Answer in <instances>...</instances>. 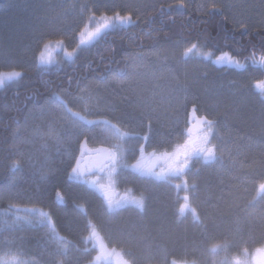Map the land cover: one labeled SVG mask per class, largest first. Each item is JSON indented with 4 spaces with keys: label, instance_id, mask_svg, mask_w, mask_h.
Masks as SVG:
<instances>
[{
    "label": "trees",
    "instance_id": "16d2710c",
    "mask_svg": "<svg viewBox=\"0 0 264 264\" xmlns=\"http://www.w3.org/2000/svg\"><path fill=\"white\" fill-rule=\"evenodd\" d=\"M7 1L0 0V7ZM238 3L162 0L140 7L118 0L108 6L95 4L93 18L130 16L131 22L113 23L85 45L77 44L80 30L72 29L63 39L68 37L72 43L71 55L61 52L48 65H33L31 51L15 56L22 45L5 51L13 55L16 72L22 75L0 87V208L40 206L43 217L45 212L50 216L55 237L52 257L41 255L34 245L28 250L39 264H96L101 253L108 252L127 264H233L230 253L264 245V193L256 195L258 183L264 182V83H258L264 82V68L251 59L253 53L256 60L264 54V0ZM5 19L0 15V44L9 41V32L14 39L27 38L29 44L28 32L21 27L9 32L3 28ZM50 29L41 27L42 36L51 34ZM193 44L197 48L185 56ZM225 54L233 62L216 65L214 59ZM9 55H0V70L10 65ZM145 55L156 57L158 66L153 57L132 65L136 56ZM155 69L160 71L154 79ZM83 91L102 98L97 111L101 114L91 119L100 122L86 119L90 126L77 120L69 135V157L55 156L51 181L39 191L26 182L15 190L9 181L15 166H20L19 141L45 129L38 126V117H60L63 108L57 97L70 102ZM227 91L236 92L238 98L232 100ZM192 107L195 111L190 112ZM204 118L214 122L211 143L219 151L216 164L201 166L200 173L192 175L198 179L200 226L190 217L175 215L170 190L147 185L145 214L134 208L114 214L91 188L93 193L88 194L68 180L83 139L90 147H106L98 133L102 121L127 128V136H132L127 140L135 141L134 147L165 151L190 137V129L200 126ZM143 135L149 136L148 144L139 141ZM139 154L134 149V155ZM84 196L90 201L86 214L76 209ZM221 245L219 251H212V246Z\"/></svg>",
    "mask_w": 264,
    "mask_h": 264
},
{
    "label": "rangeland",
    "instance_id": "374dc122",
    "mask_svg": "<svg viewBox=\"0 0 264 264\" xmlns=\"http://www.w3.org/2000/svg\"><path fill=\"white\" fill-rule=\"evenodd\" d=\"M117 1L118 0H8L4 6L0 7V15L6 18L4 21L5 23H2L3 28L5 27V30L9 32L13 31V27H21L23 32H28L26 37L31 41L28 44L27 38L14 39L12 32H9V41H4L0 44V50H2L0 51V53H2L0 55H9V53L5 51L18 50L17 48H20L18 46L22 45L21 50H18L19 53L15 54V56H23L31 51L32 56L30 62H32L33 65L52 64L57 54L61 52H65L66 56H70L71 54L68 50H71L70 45L72 43L68 41V37L67 40L63 39L66 38V34L70 33L72 29L74 33L80 30L78 36L76 35L77 44L85 45L89 42L88 34L90 32H95L97 27L105 22L108 23V27L113 23L120 25L125 24L112 19L114 17L106 18L102 16L96 19L92 17V12L94 11L93 5L106 3L108 6V3H116ZM127 1L135 2L141 7L152 6L162 0H125V2ZM169 1L172 2L175 0ZM235 1L237 2L238 0ZM245 1L247 2L248 0H239L238 5L242 3L246 4ZM97 7L98 6H95V8ZM41 27L51 28L50 31L54 38L50 39L51 37L49 35L51 34L42 36ZM75 27L76 29H74ZM107 28L103 29L102 32ZM25 50H27L26 53L24 52ZM41 55L45 58V62L43 63L39 59ZM11 57H13V55H9L8 58L10 60L9 63L11 62L10 65L2 68L4 70H0V73L16 72L17 66L14 64L16 61L11 60ZM152 57V63L158 66L160 62L153 55H151V57L148 55L136 56L135 59H133L134 64L132 63V65L137 67L138 64L150 62ZM221 57L222 56H217L214 59L216 65L222 66L226 63H230L227 58L218 59ZM134 71L136 74V70ZM154 71H156V75L152 77L155 79L160 69H155ZM175 87L177 89L180 88L179 85H175ZM225 94L231 97L232 100H234L235 97L238 98L236 92L227 91ZM91 96L92 95L89 94L88 91H83L79 96L72 98L70 102L63 100L66 102L67 108H70L73 113L79 114L78 117L68 113L63 104V109L59 112L60 117H58V119H52V116H50V119L49 115L43 119L38 117L40 119L38 121V126H41V129L45 128V131H39L19 141L23 150L18 151V156L21 158L20 161L18 160L20 166L16 165V173L14 172V175H11L9 181L11 187L19 191L21 190L22 184L26 182L30 188L39 191L40 187L45 186L44 184L51 181L52 176L55 174V171L52 170H55V161L57 162L55 156H63L66 159L69 157L67 151V149L69 150L68 145L71 144L69 135L74 129V125L78 124L77 119L79 121L84 117L91 120L95 119L93 117H97V115L101 114V112L97 111L101 107V102H103L102 98L95 99V97ZM177 102L178 100L175 98V103ZM115 125L116 123L111 127L103 123L98 127V133L103 145L105 144L108 146L111 151H115L116 149L114 147L119 145V148L122 150L121 152H124V154L129 153L130 148L140 150V147H134L133 144L135 141H131L132 143L130 144V141L127 140V138H132V136H127L130 131H128L127 128L126 130L124 128H115ZM197 126L196 128L192 127L193 129H190V134H194H189L190 137L179 144L178 147L175 146L171 150L157 151V156L161 157L162 153L173 154L178 150H182L185 144H188L190 147L200 146L203 142V136L207 132V128L204 127L203 130L201 129L199 131L198 128H201V124ZM139 141L145 142L142 138H139ZM208 146L215 147V152L216 150L219 151L218 147L212 143ZM129 160V157H124L123 163L128 165L130 163ZM197 161L200 160L198 159ZM140 163H142V161ZM193 173H191L190 176L194 175ZM118 174L115 176V180L117 179L118 182L125 179L127 181L130 180L127 174ZM91 180L92 179H86L82 181V184H79L82 190L88 194L93 193L92 190L88 188L89 183L90 185L93 184ZM99 180L100 179H97L96 186L104 184L99 183ZM115 180H111L112 183H115ZM260 183L261 182L258 183L257 187ZM257 192H260L259 188H257ZM89 203V199L84 196L77 204L79 207L87 209L89 208ZM14 205H10L9 208H0V262H2V264H39L37 257H34L28 252L29 247L32 248L31 246L33 245L35 249L38 248L41 255L49 254L52 257V239L55 237L51 233L52 230H50L49 227V225H52L50 216L45 212L44 216L46 215V217H43L44 209H41L40 206L34 207L35 209L26 207L28 209L22 210L17 208L14 209ZM36 209L39 210L36 211ZM99 246L101 247L102 245L99 244ZM221 247H223V245L212 246V251H219ZM101 248L103 249L105 247L103 246ZM230 257V259H232L231 262L239 261L243 264H264V253L256 254L254 250L242 251L235 255L230 253Z\"/></svg>",
    "mask_w": 264,
    "mask_h": 264
},
{
    "label": "flooded vegetation",
    "instance_id": "af4514ba",
    "mask_svg": "<svg viewBox=\"0 0 264 264\" xmlns=\"http://www.w3.org/2000/svg\"><path fill=\"white\" fill-rule=\"evenodd\" d=\"M200 122V121H199ZM201 129L203 130L204 126L201 122ZM194 134V133H193ZM192 134V135H193ZM148 137L149 136H143L141 137L144 139V143L148 144ZM188 139V138H187ZM203 142L201 143V145ZM178 147V145H176ZM148 149V148H147ZM109 150V149H108ZM217 152V151H216ZM134 154V151L132 148L129 149V157ZM166 154L162 153L161 157ZM105 155V153H104ZM100 157V155H92L89 158H87V155H84L83 157H86L87 159L84 160V164L82 166L85 167V169H91L90 172H87L82 178L76 177L75 179H69V182L73 184H82L83 180L86 179H92L93 182L92 185L89 183V188L93 189L96 194L101 198L103 203L108 206V202L105 199V196L103 192L100 190V185L96 186L98 177H103V180L99 181V183H104L101 185H104L109 194L111 195L112 199L121 200V199H129L131 200L132 197H135L136 199H142L143 200V207H137L134 204H125L120 208H114L115 210H111L114 214L124 212L125 209L129 208H137L136 210L140 212L141 214H145L147 211V200H148V193L145 191L144 187L147 185L150 186H156L159 187L161 190H167L171 191L173 199H175L174 203V213L177 217H191L193 220V223L200 226L202 224V214L200 207L198 205L197 201V191H198V183L197 178L194 176H190L191 173H197L202 170L201 166L203 168L208 167L209 165L216 164V159L213 160H205L203 159V156H197L193 155V157L189 160L188 168L185 170V172L181 175H175V176H168L165 175L163 178L157 177L155 175H147V174H141L140 171L133 168L134 163H130L129 166L125 167V172L127 173V176H129L130 180L127 181L126 179L118 182V183H110L111 178H115L116 174L113 175L111 178L108 175L107 171H101L99 165L101 164V161L104 157ZM217 155V154H216ZM141 156H143V159H141ZM157 151H152L151 149H144L143 153L140 151V155L138 156L137 162L142 161V165L144 167L151 166L155 164L154 171L156 173H160L162 169L167 168V163L164 160L157 159ZM84 159V158H83ZM200 160L198 162L197 160ZM119 171V170H118ZM119 175L121 173L119 172ZM173 180V181H172ZM140 186V187H139ZM140 188V189H139ZM187 196L188 200L185 201L184 197ZM188 204L190 207L189 209L185 210L183 213H181V205ZM82 214H86V210L84 212L81 211V209H78ZM191 209H195V215L191 211ZM110 212V211H109ZM261 248H264V245L261 246ZM108 252V250H106ZM256 254H260V252H257L255 250ZM102 255L99 257V259L96 260V264H127V262L119 256V262L116 258H114L113 252H108V255ZM114 260V261H113ZM94 264V263H92Z\"/></svg>",
    "mask_w": 264,
    "mask_h": 264
},
{
    "label": "snow or ice",
    "instance_id": "6c2138e0",
    "mask_svg": "<svg viewBox=\"0 0 264 264\" xmlns=\"http://www.w3.org/2000/svg\"><path fill=\"white\" fill-rule=\"evenodd\" d=\"M179 7H183V5H179ZM114 20L119 21L120 23H130L131 22V17H120L117 15L116 17L112 18ZM108 27V23L105 22L104 24L100 25L97 27L95 32H90L88 34L89 39H93L94 37L98 36L103 29ZM197 48L196 44H193L191 48H188L185 50V56H187L188 53L193 52ZM227 58L230 63H232V59L230 56H227L225 54L224 57L218 58V59H224ZM40 61L43 63L45 62V58L43 55L40 56ZM252 63L254 65H259V67L264 68V54L260 56L259 60H256L255 58V53L252 54ZM237 67H242V65L239 64V61H235ZM22 75L20 72H10V73H0V86H2L7 80H12L19 78ZM258 83H264V82H258ZM261 94L264 95V88L261 89ZM57 100L62 103L68 113H70L72 116L78 117V113H73L70 108H67L66 102L60 100L59 97H57ZM92 123V122H89ZM201 123L206 126L207 132L203 136V144L198 146V147H190L188 144H185L182 150H178L173 154H164L162 157H158L157 159L164 160L167 163V168H164L161 170L160 173H156L154 171L155 164L144 167L140 162H137V164L133 165V168L136 170L140 171L141 174H147V175H155L157 177L163 178L165 175L168 176H175V175H181L185 172V170L188 168L189 165V160L193 157V155L200 156L202 155L203 158L207 160H213L216 159V152H215V147H209L208 145L211 144L210 137L214 135V122L211 120H207L206 118L202 119ZM145 145L140 146V151L143 153ZM105 155L101 161V164L99 165L101 171H107L109 177L111 178L113 175L118 174V170H121L127 165L123 163L124 156L123 153L120 151L119 146H117V149L115 151L111 150H104ZM141 159H143V156H141ZM91 169H80V168H73L72 172L77 174L78 176H84L87 172H90ZM110 179V183H111ZM100 190L103 192L105 199L108 202V207L109 209H114V208H120L125 204H134L137 207L142 208L143 207V200L142 199H136L132 198L131 200L125 198L121 200H113L107 189L105 188L104 185H100ZM259 191L261 193H264V182H261L258 186ZM185 201L188 200V197H184ZM189 205L183 204L181 205V213H183L185 210L189 209ZM193 214L195 215V209H191ZM95 235V233H93ZM103 247V246H101ZM257 252L264 253V248H260L256 250ZM117 255H119L117 253ZM99 259V257H98ZM2 264V262H0ZM175 264V262H174ZM237 264H240L239 261H237Z\"/></svg>",
    "mask_w": 264,
    "mask_h": 264
},
{
    "label": "water",
    "instance_id": "95a60500",
    "mask_svg": "<svg viewBox=\"0 0 264 264\" xmlns=\"http://www.w3.org/2000/svg\"><path fill=\"white\" fill-rule=\"evenodd\" d=\"M193 111H195V107H192V108H191V112H193ZM79 149H80V155H82V152H85V151L88 152V151H87V146H86V142H85V141H83V142L80 144V148H79ZM99 151H100V150H96V151L89 152V153H94V152L96 153V152H99ZM79 162H80V158L77 159V162H76L74 168H79V167H78ZM80 169H81V168H80ZM74 175H75V173H73V172L70 173V176H74ZM58 202H59V201H58Z\"/></svg>",
    "mask_w": 264,
    "mask_h": 264
},
{
    "label": "bare ground",
    "instance_id": "6f19581e",
    "mask_svg": "<svg viewBox=\"0 0 264 264\" xmlns=\"http://www.w3.org/2000/svg\"><path fill=\"white\" fill-rule=\"evenodd\" d=\"M191 112V111H190ZM173 181V180H172Z\"/></svg>",
    "mask_w": 264,
    "mask_h": 264
}]
</instances>
